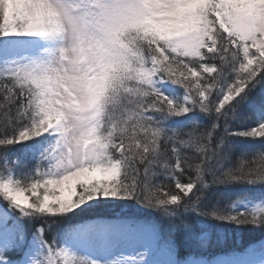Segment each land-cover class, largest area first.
<instances>
[{
	"label": "snow or ice",
	"instance_id": "6c2138e0",
	"mask_svg": "<svg viewBox=\"0 0 264 264\" xmlns=\"http://www.w3.org/2000/svg\"><path fill=\"white\" fill-rule=\"evenodd\" d=\"M237 137L264 138V0H0V264H264V187L207 192L264 185Z\"/></svg>",
	"mask_w": 264,
	"mask_h": 264
},
{
	"label": "trees",
	"instance_id": "16d2710c",
	"mask_svg": "<svg viewBox=\"0 0 264 264\" xmlns=\"http://www.w3.org/2000/svg\"><path fill=\"white\" fill-rule=\"evenodd\" d=\"M246 111H251V109L246 108ZM236 124V122H233ZM256 123L255 117L245 121L243 124H237V127H252ZM264 141V138H258V139H253L250 137H237L235 138V142L239 144L246 145L248 148H253V147H258L260 142ZM19 147V146H17ZM240 156V152H236L233 156V159L235 160ZM264 187V185L261 184H247V183H240V182H232V183H227V184H218V185H210L209 189L207 190L208 194L212 196L213 199L219 198L220 203L223 204L226 201V198L229 194H231L232 199H235L236 194L239 193H244L247 191H257L258 189ZM224 194V195H223ZM210 223L212 224H217L218 222L211 221ZM262 235L259 232H246L243 237H242V243L243 245H247L248 243H255L258 242L261 238ZM178 262L181 260H184L187 253L183 249H176L175 250ZM235 253L229 254L226 251H219V250H214L210 252L208 255L209 256H220V255H234Z\"/></svg>",
	"mask_w": 264,
	"mask_h": 264
},
{
	"label": "clouds",
	"instance_id": "9594fccd",
	"mask_svg": "<svg viewBox=\"0 0 264 264\" xmlns=\"http://www.w3.org/2000/svg\"><path fill=\"white\" fill-rule=\"evenodd\" d=\"M73 46V40H72V37H71V33H69V35L66 37V40H65V47L67 49H71ZM18 86L20 84H23L25 87H29L30 88V91L32 92L33 96L35 97L36 94H37V89L35 87H31L29 86L25 81H20V80H17L16 81ZM112 134V130L109 129L107 132H104L103 135L104 136H110Z\"/></svg>",
	"mask_w": 264,
	"mask_h": 264
},
{
	"label": "rangeland",
	"instance_id": "374dc122",
	"mask_svg": "<svg viewBox=\"0 0 264 264\" xmlns=\"http://www.w3.org/2000/svg\"><path fill=\"white\" fill-rule=\"evenodd\" d=\"M224 195V194H223ZM241 206L243 207L244 205L243 204H241ZM162 255H165V256H167L166 258H163V256ZM234 255H236V254H234ZM233 256V255H232ZM161 257H162V259L166 262V264H178V259H177V257H175V254L173 253V251L172 250H169V249H167V248H164V249H162L161 250ZM231 258V256L230 257H226V258H222V259H220V260H228V259H230ZM177 261V262H176Z\"/></svg>",
	"mask_w": 264,
	"mask_h": 264
}]
</instances>
